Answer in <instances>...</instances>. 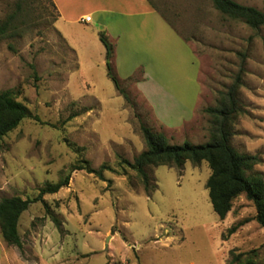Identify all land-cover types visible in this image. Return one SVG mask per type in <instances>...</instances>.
I'll list each match as a JSON object with an SVG mask.
<instances>
[{"label":"rangeland","instance_id":"rangeland-1","mask_svg":"<svg viewBox=\"0 0 264 264\" xmlns=\"http://www.w3.org/2000/svg\"><path fill=\"white\" fill-rule=\"evenodd\" d=\"M149 1L194 58L186 66L174 52L168 72L151 71L150 51L140 42L132 57L114 56L128 102L109 76L94 23L59 20L51 0H0V26L19 12L16 33L0 37V91L13 92L32 115L0 145V201L33 200L47 184L70 178L58 194L45 195L23 213L21 249L9 246L0 229V264H228L231 251L247 254L241 264H264L256 206L242 195L221 221L206 187V162L148 167L156 186L149 196L133 170L119 167L121 159L132 163L146 150L141 124L172 145L207 144L212 116L206 110L222 104L246 54L237 96L243 112L234 118L232 146L258 156L246 174L264 180V27L254 30L222 15L212 0ZM234 1L264 13V0ZM145 77L148 88L153 77L187 104L201 90L193 120L161 118V110L173 108L171 99H144L139 84ZM81 160L114 171L105 172V181L72 171Z\"/></svg>","mask_w":264,"mask_h":264},{"label":"trees","instance_id":"trees-1","mask_svg":"<svg viewBox=\"0 0 264 264\" xmlns=\"http://www.w3.org/2000/svg\"><path fill=\"white\" fill-rule=\"evenodd\" d=\"M52 1V0H51ZM217 11L232 19L243 20L249 27L258 30L264 27V13L254 7L238 4L234 0H212ZM53 3V1H52ZM56 8L55 4L53 3ZM20 11V8L19 10ZM15 12L0 26V37L14 35L18 30L15 24ZM101 43L106 49L107 68L109 76L116 90L124 99L130 101L128 93L121 87V82L114 73L111 61L114 58V46L109 42L104 33L99 34ZM244 61L234 80L233 85L224 95L222 104L217 108H208L206 112L212 116V129L209 142L205 145H194L186 142L183 145H172L163 133H154L149 127L141 124V132L146 143V150L135 157L132 163L122 160L119 167L124 169L128 166L141 180L145 193L149 196L155 190L147 169L150 166H169L181 169L187 162L199 165L206 162L211 170V175L206 187L213 211L221 221L225 220L231 212L233 202L240 196L245 195L247 200L253 202L257 208L254 220L264 228V180L262 175L247 176L246 172L259 164L258 156L241 155L232 146L234 118L241 114L242 106L238 101V91L243 85V76L246 73V54L242 55ZM131 80V79H130ZM13 92L0 91V145L4 139L16 130L20 124L28 118H32L31 112L26 105L17 101ZM72 171H86L105 181V172L114 170L106 165L94 169L87 160H81ZM69 176L57 183L47 184L40 190L39 195L33 199L24 200L20 197L4 198L0 201V229L4 241L9 246L23 247L19 232L21 216L30 205L43 202L45 195L58 194V192L69 185ZM58 227V219L53 220ZM237 227L230 230V234L237 231ZM232 259L228 264H241L246 253L231 251Z\"/></svg>","mask_w":264,"mask_h":264},{"label":"crops","instance_id":"crops-1","mask_svg":"<svg viewBox=\"0 0 264 264\" xmlns=\"http://www.w3.org/2000/svg\"><path fill=\"white\" fill-rule=\"evenodd\" d=\"M52 1L56 6L59 13V20L61 21L80 24L85 23V18H91L89 23L96 25L94 34L99 36L100 33H104L106 35L109 42L113 46L115 45L114 56L117 59H120L121 56L127 58L132 57L135 51H137L136 46L139 45V42L142 48H148L150 51L151 71L161 68L162 70L170 72L172 65L170 57L174 52L180 55L182 63L185 62L186 66H188L190 57L194 58V53L190 45L173 28L169 30L167 26L169 22L149 0ZM144 66L146 67L147 65L144 63ZM149 79L154 82L153 89L146 86V77L139 84L141 87L140 93L145 96L144 99L155 100L156 94H158L157 96L160 95L171 99L173 105V108L165 107V110H161L159 113L161 118H172V116L174 118L177 116L183 123L193 120L196 110L199 107L201 90L196 95L195 100L187 104L183 102L180 96L178 97L169 91L170 88L167 89L159 80L157 81L153 77ZM194 82L195 85H199L198 76ZM165 103L169 105L167 101ZM174 109H180V111L176 112Z\"/></svg>","mask_w":264,"mask_h":264},{"label":"built area","instance_id":"built-area-1","mask_svg":"<svg viewBox=\"0 0 264 264\" xmlns=\"http://www.w3.org/2000/svg\"><path fill=\"white\" fill-rule=\"evenodd\" d=\"M90 21H91V18H89V17L84 19L85 23H89Z\"/></svg>","mask_w":264,"mask_h":264}]
</instances>
